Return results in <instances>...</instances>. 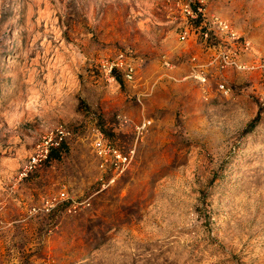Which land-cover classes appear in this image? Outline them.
Wrapping results in <instances>:
<instances>
[{"label":"rangeland","instance_id":"374dc122","mask_svg":"<svg viewBox=\"0 0 264 264\" xmlns=\"http://www.w3.org/2000/svg\"><path fill=\"white\" fill-rule=\"evenodd\" d=\"M183 1L0 0V264H264V0H207L208 43Z\"/></svg>","mask_w":264,"mask_h":264},{"label":"built area","instance_id":"2783aa9c","mask_svg":"<svg viewBox=\"0 0 264 264\" xmlns=\"http://www.w3.org/2000/svg\"><path fill=\"white\" fill-rule=\"evenodd\" d=\"M181 13L183 18V29H181L178 37L180 40H186L191 36V39L196 43L200 39L203 43H208L213 38H231L237 39L238 35L233 31L230 24L221 17L211 15L207 12V0H184L181 2ZM233 55L235 51L230 52V49L221 52L219 64L224 67L226 64H236ZM120 57L107 61L104 64L106 70L111 72L121 65ZM133 76V69L129 67L125 73V77L130 80ZM198 80L205 82L206 77L202 73H198ZM223 89V85H220ZM69 134L68 130L63 125H58L54 129L48 131L38 143L33 153L28 157L22 171V175L31 172L34 169L41 167L47 161L48 152L52 147L63 143ZM93 148L96 154L104 157L106 153L113 157V164L115 168H121L126 163V156L122 155L118 149L110 146L101 137H97L93 141ZM63 195V194H62Z\"/></svg>","mask_w":264,"mask_h":264},{"label":"trees","instance_id":"16d2710c","mask_svg":"<svg viewBox=\"0 0 264 264\" xmlns=\"http://www.w3.org/2000/svg\"><path fill=\"white\" fill-rule=\"evenodd\" d=\"M65 143H60L59 145L52 147L48 152L47 161L52 159H59L60 156L65 152Z\"/></svg>","mask_w":264,"mask_h":264}]
</instances>
